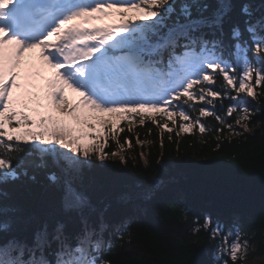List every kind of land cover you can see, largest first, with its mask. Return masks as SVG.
Masks as SVG:
<instances>
[{"label":"snow or ice","instance_id":"snow-or-ice-1","mask_svg":"<svg viewBox=\"0 0 264 264\" xmlns=\"http://www.w3.org/2000/svg\"><path fill=\"white\" fill-rule=\"evenodd\" d=\"M233 8L231 0H216L215 8L205 0H0V264H124L114 249L139 239L132 221L110 224V205L100 209L90 195L105 161L127 165L120 123L150 122L161 131V147L177 117V136L205 133L200 118L211 116L223 125L217 133L226 127L239 136L213 111L214 101L228 100L227 116L236 113L234 124L250 131L256 110L248 99L258 88L264 95V0H243V28L233 23L226 41ZM195 104L207 106L194 119L183 106ZM109 140L116 150L105 151ZM125 144L131 147L128 138ZM139 159V179L118 200L142 220L159 221L156 230L137 221L151 252H170L159 264H194L191 255L205 241L216 242L213 264H243L248 241L240 217L229 224L210 212L193 216L182 200L161 195L156 166L173 165L162 157L153 164L143 152ZM37 170L58 193L60 215H25L13 198L17 182H36ZM177 213L191 221L184 238Z\"/></svg>","mask_w":264,"mask_h":264},{"label":"trees","instance_id":"trees-1","mask_svg":"<svg viewBox=\"0 0 264 264\" xmlns=\"http://www.w3.org/2000/svg\"><path fill=\"white\" fill-rule=\"evenodd\" d=\"M205 2L212 8L216 7V0H205ZM231 2L234 6L231 19L224 26L226 41L233 23L239 22L243 28L244 18L240 15L243 0H231ZM253 2L259 4L260 0ZM212 87L217 89L218 84ZM256 91V99H248V103L256 111L251 121L247 122L250 131L246 133L234 124L236 113L231 117L227 116V106L233 102L225 100L221 106L220 101H214L220 109L222 119L226 123H233L234 128L242 132L239 136L232 134L226 127L223 128V132L217 133L216 129L223 125L213 117H208L204 122L208 131L203 134L194 128L192 132H181L177 136L178 125L173 126L169 122L173 131L163 132L161 147V131L150 122L146 121L144 126L139 123L122 125L124 131L118 132L117 135L120 144L124 145L123 155L127 157V165L122 166L119 159L110 158L105 161V167L98 170L101 178L90 195L98 208L103 209L105 204L110 205L105 212L110 224L125 220L132 221L131 231L136 233L139 239L131 248L125 245L114 249L124 264H159V261L165 257L171 258L167 250L151 252L149 250L151 238L146 240L137 224L140 220L145 226L156 230L159 228V221L155 218L142 220L141 214L135 212L131 205L123 204L118 200L120 192L139 179V176L133 173L136 169L142 170V161L139 159L141 152L145 153L153 164L157 157H162L173 165L167 170L156 166L160 179L164 181L161 193L163 197L182 200L191 209L193 216L201 215L205 211L210 212L213 217L225 216L229 212V207L233 208L231 210L236 211L234 214H240L238 216L241 231L244 233L242 238L255 245V252L251 253V256L264 260V95L261 94V89L258 88ZM129 126L132 127V132L127 130ZM149 127L152 128L150 135ZM137 136L142 144H137ZM217 136L220 137L219 149H216ZM125 138L131 141V147L125 144ZM117 147L114 141L109 140L105 151H114ZM209 161L215 162L217 167L209 169L197 166ZM134 162L136 169L133 168ZM176 164H180L181 167H175ZM36 175V182L27 178L17 182L12 193L13 198L25 215L37 217L44 213L60 215L59 195L55 188L47 187L45 170H37ZM190 226L191 221L185 222L179 213L175 215V229L179 237L184 238ZM69 227H72L71 223ZM127 238L126 236L125 239ZM112 239L115 241L116 238L113 236ZM141 243L144 244V248L140 247ZM215 243V241L211 243L205 241L204 246L197 248L191 255L194 264H213L212 254ZM178 258L183 260L188 257L181 254Z\"/></svg>","mask_w":264,"mask_h":264},{"label":"rangeland","instance_id":"rangeland-1","mask_svg":"<svg viewBox=\"0 0 264 264\" xmlns=\"http://www.w3.org/2000/svg\"><path fill=\"white\" fill-rule=\"evenodd\" d=\"M111 159H119V158L118 157H112ZM231 209H233V208H231ZM231 209L229 207V212L227 211L228 213H226L228 216H230L229 215L230 213H235L236 212V211L231 210ZM254 252H255V245L254 244L251 245L249 243L248 247H247L246 259L243 262V264H262L263 263V261H264L263 259L251 256V253H254Z\"/></svg>","mask_w":264,"mask_h":264},{"label":"bare ground","instance_id":"bare-ground-1","mask_svg":"<svg viewBox=\"0 0 264 264\" xmlns=\"http://www.w3.org/2000/svg\"><path fill=\"white\" fill-rule=\"evenodd\" d=\"M232 214V213H231ZM237 214V213H236ZM238 215H240V214H238ZM244 215L246 216V214L244 213Z\"/></svg>","mask_w":264,"mask_h":264}]
</instances>
